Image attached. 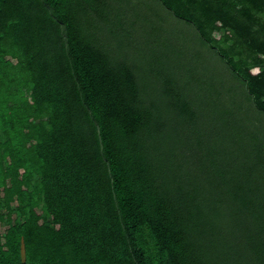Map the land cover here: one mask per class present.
<instances>
[{"label": "trees", "instance_id": "16d2710c", "mask_svg": "<svg viewBox=\"0 0 264 264\" xmlns=\"http://www.w3.org/2000/svg\"><path fill=\"white\" fill-rule=\"evenodd\" d=\"M158 1L264 111V0ZM98 2L0 0V264H264V203L249 180L210 199L168 168L166 125L86 39L80 10ZM238 132L264 153L263 132Z\"/></svg>", "mask_w": 264, "mask_h": 264}, {"label": "rangeland", "instance_id": "374dc122", "mask_svg": "<svg viewBox=\"0 0 264 264\" xmlns=\"http://www.w3.org/2000/svg\"><path fill=\"white\" fill-rule=\"evenodd\" d=\"M98 1L92 10H80L83 27L93 28L86 39L99 46L118 72L130 76L134 86L129 89L138 92L149 126L156 121L166 125L161 147L174 143L180 149V160L174 157L168 168L186 171L188 185L206 186L210 199L218 180H249L255 203H264V153L240 148L247 137L238 132L246 126L263 132L264 139V111L255 108L227 61L192 23L158 0ZM233 141L237 148L231 149ZM199 159L206 166L197 167Z\"/></svg>", "mask_w": 264, "mask_h": 264}]
</instances>
